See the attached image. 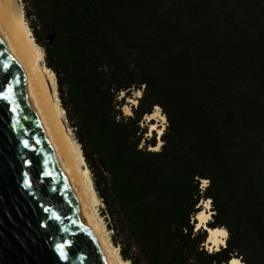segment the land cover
I'll list each match as a JSON object with an SVG mask.
<instances>
[{
  "label": "trees",
  "instance_id": "16d2710c",
  "mask_svg": "<svg viewBox=\"0 0 264 264\" xmlns=\"http://www.w3.org/2000/svg\"><path fill=\"white\" fill-rule=\"evenodd\" d=\"M23 1L122 258L264 264V0Z\"/></svg>",
  "mask_w": 264,
  "mask_h": 264
},
{
  "label": "water",
  "instance_id": "95a60500",
  "mask_svg": "<svg viewBox=\"0 0 264 264\" xmlns=\"http://www.w3.org/2000/svg\"><path fill=\"white\" fill-rule=\"evenodd\" d=\"M9 87L10 99L0 102V264H104L64 161L0 41V93ZM24 140L29 148L21 143ZM25 160L30 167L24 166ZM24 173L31 189L22 187ZM57 244L67 259L60 258Z\"/></svg>",
  "mask_w": 264,
  "mask_h": 264
},
{
  "label": "bare ground",
  "instance_id": "6f19581e",
  "mask_svg": "<svg viewBox=\"0 0 264 264\" xmlns=\"http://www.w3.org/2000/svg\"><path fill=\"white\" fill-rule=\"evenodd\" d=\"M0 41L13 57L18 74L32 93L37 110L46 123L50 138L64 161L67 179L88 215L104 264H125L111 247L97 212L94 211L93 204L96 203V200L89 170L88 168L83 171L81 169L82 164L80 162L83 161V157L77 154V145L67 127L64 110L57 96L52 73L44 64L42 52L36 45L34 36L26 22L23 0H0ZM127 111L131 113L129 109ZM156 116H158V113L154 112L147 118L154 119ZM161 119L165 121L166 117L162 115ZM155 129L156 126L152 125L151 131L153 132ZM164 129L165 127L159 129V137L163 134ZM161 145L162 142L151 149L158 151ZM204 205L208 208L210 201L204 202ZM210 219L211 212H200L197 215V220H199L197 229L203 227ZM204 228L208 230V245H213L214 248L217 247L216 250L226 245L228 238L226 229ZM231 264L243 263L233 259Z\"/></svg>",
  "mask_w": 264,
  "mask_h": 264
},
{
  "label": "rangeland",
  "instance_id": "374dc122",
  "mask_svg": "<svg viewBox=\"0 0 264 264\" xmlns=\"http://www.w3.org/2000/svg\"><path fill=\"white\" fill-rule=\"evenodd\" d=\"M23 5H24V9H25L24 1H23ZM25 19H26V22H27V24H28V26H29V29H30V31H31V28H30L29 22L27 21V18H26V14H25ZM30 21H32V20H30ZM31 33H32V31H31ZM32 35H33V33H32ZM34 39H35V38H34ZM35 43H36V45L40 48V52H42L43 60H44V64H45V51H44V49H43L40 45H38V43L36 42V40H35ZM49 70H50V69H49ZM50 72L52 73V77H53L54 82H55V89H56V92H57V96L59 97V92H58V85H57V81H56V76H55V74H54L51 70H50ZM138 96H139V95H137V93H132V96H130V97H128V98L126 99V102H125V105H124V108H123L124 115L129 116V115L132 114V110H131V109H132V106H133V107L137 106V104H138V101H137V100H138ZM59 100H60V98H59ZM133 101H134V102H137V103H134ZM128 109L131 111V113H129V112L127 111ZM154 112H157V113H158V116H156L154 119L146 118V123H148V126H149V128H148V134L146 135V138L151 139V138L153 137V135L156 134V136H157V141H158V145H159V144H160V141H159L158 132H159V129H163L164 127L167 126V119H166L165 121L161 119V116L163 115V113H162L158 108H156ZM64 116H65V118H66V121H67V122H66V123H67V127H68V129H69V131H70L71 137H72L73 141H74V142L76 143V145H77V147H76L77 154H79L80 157H81V156L83 157V161L80 162V164H82V168H81V169H82V171H83V170H85V169L88 168V165H87V163H86V161H85V159H84V156H83V152H82L81 146H80V144L76 141L74 131H73V129L71 128V126L69 125V122H68V120H67V117H66V113H65V111H64ZM163 116H164V115H163ZM164 117H165V116H164ZM152 125L156 126V129H155L153 132L151 131ZM150 150H151V149H150ZM88 170H89V177H90L91 184H92V189H93L94 196H95V200H96V203L94 202V204H93V205H94V211L97 212V215H98L99 221L101 222V225H102V227H103V230L106 232V235L108 236V241L110 242L111 247L114 249L115 252H117V254L119 255L121 261H123L125 264H130L129 262L125 261V260L122 258V255H121V253H120V248H119L117 245H115V243H114V239H113V235H114V234H113V231H112L111 228H110L111 220H110L109 217L106 216V213H105V205L103 204L102 200L100 199V197H99L98 194H97V191H96L95 186H94V181H93L92 174H91L89 168H88ZM202 207H203L202 211L207 212V213H210V212H211V215H212V210H211L212 206H211V204H210V206H209L208 208H206V206H205L204 203H203ZM202 211H201V212H202ZM195 219L197 220V217H196ZM197 222L199 223V220H197ZM207 223H208V222H207ZM207 223H206L205 225H203V227H200V228H203L204 230H207V229L204 228V227H208V226H207ZM196 228H197V225H196ZM208 228H209V227H208ZM207 231H208V230H207ZM206 248H207V250H209L210 252H212V251H217V250H216L217 247L214 248L213 245H208L207 243H206ZM220 248H221V247H220ZM220 248H218V249H220Z\"/></svg>",
  "mask_w": 264,
  "mask_h": 264
},
{
  "label": "snow or ice",
  "instance_id": "6c2138e0",
  "mask_svg": "<svg viewBox=\"0 0 264 264\" xmlns=\"http://www.w3.org/2000/svg\"><path fill=\"white\" fill-rule=\"evenodd\" d=\"M11 93H12V89H11L10 87L7 88L6 93H0V102H7V101L10 99V95H11ZM137 95H138V93H137ZM8 110H9L10 112H15V109L12 108V107H9ZM21 143L23 144V146H24L25 148H29V142H28L27 140L21 141ZM24 166H25V167H30V162H29L28 160H25V161H24ZM23 175H24V178H25V183H24V185H22V187H25V188H27V189H31V187H32V183H31V181L27 178V173H24ZM45 175H47V174L45 173ZM202 183H206V181H205V182H202ZM58 218H59V217L57 216L56 219H58ZM41 226L43 227L44 225H41ZM70 246H71V245H69V247H70ZM61 247H62V246H61L60 244H57V245H56V250L59 251V256H60L61 259H67V254H66L65 252H63V251L60 250Z\"/></svg>",
  "mask_w": 264,
  "mask_h": 264
}]
</instances>
